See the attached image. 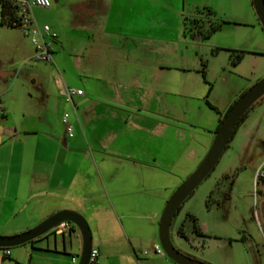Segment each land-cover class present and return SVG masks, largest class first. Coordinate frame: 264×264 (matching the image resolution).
<instances>
[{
    "label": "crops",
    "instance_id": "obj_1",
    "mask_svg": "<svg viewBox=\"0 0 264 264\" xmlns=\"http://www.w3.org/2000/svg\"><path fill=\"white\" fill-rule=\"evenodd\" d=\"M185 5L198 11L211 1L74 0L55 9L69 23L60 29L48 25L57 36L54 64L21 76L18 105L3 97L0 235L19 234L53 213L72 211L94 225L95 264H161L152 251L159 244L161 211L179 184L182 157L188 164L203 150L181 128L195 125L204 112L191 61L180 49ZM241 23L249 40L260 33L254 17ZM229 30L224 35L234 33ZM239 43L216 47L242 49ZM25 46L26 55L33 47L29 41ZM16 75L0 65L4 85ZM244 82L232 85L225 111ZM60 84L83 95L66 106ZM6 91L0 90V98ZM65 112L70 138L61 122ZM39 240L11 248L6 257L0 250V264H72L80 254L81 238L73 229L58 243L44 246ZM144 249L151 254L144 257ZM69 253L74 255L67 259Z\"/></svg>",
    "mask_w": 264,
    "mask_h": 264
},
{
    "label": "rangeland",
    "instance_id": "obj_2",
    "mask_svg": "<svg viewBox=\"0 0 264 264\" xmlns=\"http://www.w3.org/2000/svg\"><path fill=\"white\" fill-rule=\"evenodd\" d=\"M73 1L60 0L55 3L49 0L50 8L48 10L33 9V16L39 25H54L59 29L66 27L69 23L67 17L61 16V12L56 16L54 11L55 9L64 10L65 7L71 6ZM210 1V8L214 12L212 17L206 16L201 9L199 10L203 14H198L197 8L187 5L181 11V54L191 61V68H193L191 75L195 77L197 86L196 97L204 112L198 113L195 125L181 127L185 130L182 134L191 139V144L196 143L197 147L202 146L203 150L198 148L196 159L188 164H185L186 161L182 157L179 184L197 167L210 145L207 144L211 136L209 131L213 132L218 114L205 102L223 114L224 105L227 97L231 95L230 91L234 83H239L241 78L245 79L240 93L231 99L230 105L253 83L264 77V34L260 30V33L252 34L250 37L252 40H249V29L246 24L241 23L252 21L253 17L257 19L250 0ZM216 5L217 10H215ZM184 17L188 19V25L192 31L194 30L190 20L193 18H200L204 23L208 19L221 20L224 23L206 40H201L197 35L190 39L183 34ZM236 23L239 24L235 25ZM229 28L234 29L232 30L234 33L224 35ZM28 41L19 29L0 24V65L3 70H12L17 73L16 76L8 77L5 85L0 80V90L7 89L0 98L2 106L3 97L6 104H19L16 83L23 74L45 71L50 66V64L34 61L30 57L31 54L33 55V49L25 55L27 49L25 43ZM235 41L240 42L242 49H228L243 51L244 55L239 64L233 67L226 50L213 51L217 48V44ZM247 48L255 50L254 53L247 51ZM202 71L204 77H202ZM11 88L12 91H9ZM13 95L16 97L11 100ZM73 100L74 98L72 102ZM63 101L66 106H69L64 99ZM206 137H208L207 140ZM212 139L213 135L209 141ZM259 170L264 171V96L236 127L212 171L179 207L170 227L172 245L181 253L206 264H264V186L259 185L255 178ZM104 185L106 186V182ZM104 185L101 184L102 190ZM189 216L194 217L195 220H191ZM82 217L87 222L92 236L93 223L88 221L87 216ZM179 227L184 231L186 239L176 235L175 231ZM72 228L77 231L75 227L72 226ZM54 240L58 243L62 237H54L49 232L37 243H43L45 246L46 241ZM73 240L71 238V241ZM149 253L151 254V251L143 250L144 257ZM73 255L69 253L67 259ZM78 257L79 254L74 257L76 262ZM144 259L147 260V258ZM158 259L161 264H173L166 256ZM144 261L140 262L144 263Z\"/></svg>",
    "mask_w": 264,
    "mask_h": 264
},
{
    "label": "water",
    "instance_id": "obj_3",
    "mask_svg": "<svg viewBox=\"0 0 264 264\" xmlns=\"http://www.w3.org/2000/svg\"><path fill=\"white\" fill-rule=\"evenodd\" d=\"M57 2V0H53ZM251 6L264 31V0H250ZM264 96V77L253 83L232 103L213 133V139L197 167L172 192L165 202L158 222V243L164 256L173 264H206L178 251L170 239L171 223L185 199L212 171L236 127L249 109ZM61 223L75 227L81 238V250L76 264H89L92 238L85 219L72 211H59L48 216L31 229L12 236H0V249H11L30 243L49 233Z\"/></svg>",
    "mask_w": 264,
    "mask_h": 264
},
{
    "label": "built area",
    "instance_id": "obj_4",
    "mask_svg": "<svg viewBox=\"0 0 264 264\" xmlns=\"http://www.w3.org/2000/svg\"><path fill=\"white\" fill-rule=\"evenodd\" d=\"M18 8V17L16 21L11 22V26L19 29L22 34L28 38L30 44L33 47L32 59L36 62H42L45 64H54L52 43L55 41L56 34L51 30L48 25H39L33 18L32 9H49V0H21L16 2ZM60 95L61 97L72 106V99L74 97H80L83 92L79 89L68 87L60 84ZM4 116V109L0 102V119ZM68 114L64 113L61 118V122L64 125V132L67 137H72V128L68 124ZM257 183L264 186V171H257L255 175ZM72 229V225L69 223H61L54 227L50 232L54 237L61 236L65 238L69 235ZM3 256L9 255L7 249H0ZM152 251L155 256L163 257L164 253L160 248L159 244L153 246ZM97 257V250L92 248L90 252L89 264H93ZM72 264H76V260H71Z\"/></svg>",
    "mask_w": 264,
    "mask_h": 264
},
{
    "label": "trees",
    "instance_id": "obj_5",
    "mask_svg": "<svg viewBox=\"0 0 264 264\" xmlns=\"http://www.w3.org/2000/svg\"><path fill=\"white\" fill-rule=\"evenodd\" d=\"M201 10L206 13V16L212 17L213 14H214V12L210 8H203ZM17 11H18V8H17V5H16L15 1H13V0H0V24L12 27L10 24H11V22L17 20V17H18V15H17L18 12ZM202 11L198 10L197 12H198V14H201ZM190 22H192L191 26H193V30L195 32L192 31L191 27H189L190 25H188V19L186 17H184L183 34L185 36L186 35L189 36L190 39L194 38V36L197 35L201 40L208 39L214 32L218 31L221 28L222 24L224 23L221 20H212L211 21L210 19L206 20L205 23H204V21H202L200 18H193V19L190 20ZM261 31L264 34V31H263L262 28H261ZM218 50H226L229 53L230 64L233 67H235L236 65L239 64V62L242 60L243 55H244L243 51L230 50V49H220V48H215L213 52H217ZM201 73H202V77H204L203 71ZM205 103L210 109H212L213 111H215L218 114V123H217V126H216V128H217L219 123H220V120L227 113V111H228V109L230 108L231 105L229 106V108L223 114H221L216 108H214L213 106L209 105L207 102H205ZM257 103H258V101L249 109V111ZM248 112L243 116V118L241 119L239 124L247 116ZM216 128H215V130H216ZM189 218L191 220H195L194 217H192V216H189ZM175 233H176V235L178 237L186 239V235H185V233H184V231L182 230L181 227L177 228ZM37 240L38 239L30 242V244L34 243ZM93 264H95V262Z\"/></svg>",
    "mask_w": 264,
    "mask_h": 264
}]
</instances>
